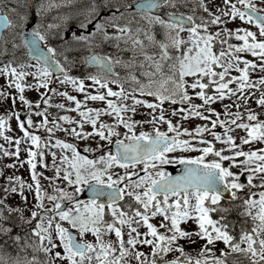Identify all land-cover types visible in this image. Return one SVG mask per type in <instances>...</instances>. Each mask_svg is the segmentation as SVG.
Returning a JSON list of instances; mask_svg holds the SVG:
<instances>
[{
    "label": "snow or ice",
    "instance_id": "1",
    "mask_svg": "<svg viewBox=\"0 0 264 264\" xmlns=\"http://www.w3.org/2000/svg\"><path fill=\"white\" fill-rule=\"evenodd\" d=\"M0 4V264H264V0Z\"/></svg>",
    "mask_w": 264,
    "mask_h": 264
},
{
    "label": "rangeland",
    "instance_id": "2",
    "mask_svg": "<svg viewBox=\"0 0 264 264\" xmlns=\"http://www.w3.org/2000/svg\"><path fill=\"white\" fill-rule=\"evenodd\" d=\"M52 11H53V9L51 10V12L49 14H53ZM47 19L48 20H51L52 18L49 19L47 17ZM237 23H239V21H237ZM229 26L232 27L233 25L230 24ZM230 42L235 43L237 41H236L235 37H233V38H231V41ZM247 55H248V58H253L254 59V57H252L251 54H247ZM32 63L34 64L35 61H32ZM74 70H77L78 72H75ZM74 70H73L74 74H77V75L84 74V72H85V69L83 67L82 68H77V69H74ZM88 70L95 71V68L88 69ZM119 70L120 69L118 68V71ZM233 74L235 75V74H238V73H236L235 71H233ZM260 74L261 73H259L258 71L252 73L253 76H257V75H260ZM25 79L28 80L29 82H31L32 79H33V77L29 76V77H25ZM88 83H90V82L86 81V84H88ZM3 85H4V78L3 77H0V86H3ZM54 86H57V87H59L61 89L67 87L68 90L72 92V94H76L78 96L81 95L79 93H76L74 90H72L71 89V86H65V85H54ZM8 90L9 91H15V89H11V88L8 89ZM40 90L43 91L42 88ZM25 95L29 99H33V100H35L36 98H38V93L35 90H33V89H25ZM237 95H239V93H237ZM61 99L62 98L61 97H58V96L53 98L54 102L55 101H60ZM249 99H250V103L249 104H246V105H243L242 104L241 107L242 108H251L253 111L258 112V119H264V113H260L259 108L257 106H254L255 105V102L254 101H251V98H249ZM64 102L65 103H68L66 101V99L64 100ZM99 103H101V102H92V101H89V104H92L93 106L98 105ZM225 103H229V101L228 100H225ZM10 105H11V101L10 100L7 103L0 102V112H3L5 109H8L10 107ZM175 106L176 105H173V107H175ZM213 106L216 107L218 110H222L221 109V105H220L219 102L214 103ZM21 107H22V105H21L20 101L17 100L16 101V108L19 109ZM41 107H43V105H41ZM230 110L234 111V109H230ZM57 111L58 110L56 108H54V107L53 108H49V112L52 113V115L49 116V119H52L55 115H57ZM69 114L70 115H73V116H78V114L75 111H71V112H69ZM242 115H243V113H242ZM33 119L34 120L35 119H40V117H38L35 114H33ZM192 120L194 122H197V123L202 122V121H195V118H192ZM11 125H12V128L15 131L8 133L9 135H19V134H21L19 128L17 127L16 120L14 118L11 121ZM86 127H87V125H86ZM144 127H145V129H147L148 128V125H144ZM32 130L33 131H36L38 135H41L42 136V138H43L42 142L43 141H47L49 139L48 134H47V132H46L45 129H43V128H41V129H35V128H33ZM217 131H221L222 132L223 129L218 127L217 128ZM232 134L236 135L238 138H239V136L246 135V133L244 132L243 129L236 128V127H233L232 128ZM53 135L54 136H59L61 138H66V139H68L70 141L73 140L72 137H67L63 131H59L58 130ZM237 142H239V139H237ZM4 143H5V141L2 138H0V144H4ZM52 143H54V140L52 141ZM79 143L80 144H83V141H80ZM250 143H252L253 147H260V144L258 142H250ZM23 147H26V145H22V148ZM242 147L247 148V145H242ZM54 150H56L57 152H59V149H54ZM79 150L80 151H83V148L81 147ZM45 151H46L45 159H46V161L48 163H51V156H50V154L47 153V149H45ZM25 155H26V153L22 150L21 153H20V158L23 159ZM15 159H16V157H10V156H2V155H0V182L1 181L4 182V177L6 175H8V174H18V175L22 176L25 180H30V169L28 168V165H27L26 161H25V163L22 166H17L16 168H4V165L8 161H10V160H13L14 161ZM37 171H45L46 172V175H51L52 174L51 171H47V170L41 168L39 165H37ZM41 183H42V185L48 191H51V185L49 184V182L46 179L41 178ZM189 223H191V222H189ZM195 247H197V246H193V248H195Z\"/></svg>",
    "mask_w": 264,
    "mask_h": 264
},
{
    "label": "bare ground",
    "instance_id": "3",
    "mask_svg": "<svg viewBox=\"0 0 264 264\" xmlns=\"http://www.w3.org/2000/svg\"><path fill=\"white\" fill-rule=\"evenodd\" d=\"M55 11H57V9H53L52 13L55 15Z\"/></svg>",
    "mask_w": 264,
    "mask_h": 264
},
{
    "label": "flooded vegetation",
    "instance_id": "4",
    "mask_svg": "<svg viewBox=\"0 0 264 264\" xmlns=\"http://www.w3.org/2000/svg\"><path fill=\"white\" fill-rule=\"evenodd\" d=\"M3 6L0 4V8H2ZM166 166V165H165Z\"/></svg>",
    "mask_w": 264,
    "mask_h": 264
},
{
    "label": "water",
    "instance_id": "5",
    "mask_svg": "<svg viewBox=\"0 0 264 264\" xmlns=\"http://www.w3.org/2000/svg\"><path fill=\"white\" fill-rule=\"evenodd\" d=\"M180 166V165H179ZM173 175H175L176 173H172Z\"/></svg>",
    "mask_w": 264,
    "mask_h": 264
}]
</instances>
